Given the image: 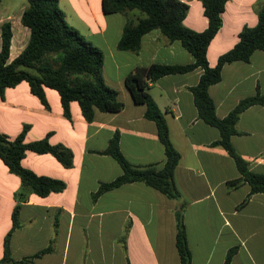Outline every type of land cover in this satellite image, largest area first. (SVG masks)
<instances>
[{
	"label": "crops",
	"instance_id": "0c3cea01",
	"mask_svg": "<svg viewBox=\"0 0 264 264\" xmlns=\"http://www.w3.org/2000/svg\"><path fill=\"white\" fill-rule=\"evenodd\" d=\"M184 1L188 2L184 24L204 29L207 17L201 1ZM256 1H226L221 26L207 46L210 65L238 40L244 24L257 22ZM26 2L0 1V31L6 20L12 31L7 61L24 48L30 36V28L21 22ZM58 2L67 21L102 50L104 81L117 90L123 105L115 111L95 107L93 119L87 121L77 100L70 101L71 118L64 116L60 95L53 87L44 86L48 106L30 91L25 79L5 88L0 97V131L14 137L28 124L25 141L48 135L51 143H63L73 151L72 165L65 166L50 152L25 150L24 166L37 174L61 178L66 185L46 195L29 192L21 202V225L9 240L13 258L50 244V250L36 256L34 264H179L174 210L184 201L192 264H223L232 246L236 249L229 264H264V193L248 195L246 181L227 185V180L240 173L224 148L211 144L219 130L197 115L189 86L198 81L200 68L165 74L147 88L164 112L171 140L180 152L174 169L180 198L168 197L141 181L123 183L93 198L101 181L121 172L113 156L99 152L116 130L120 149L132 164L161 167L165 160L155 121L144 115V103L133 100L125 85L126 74L139 65L185 64L194 58L179 40H169L158 28L142 34L137 50L118 48L126 19L136 20L143 14L138 9L105 12L101 0ZM257 90L264 93V50L259 48L247 61L225 63L221 79L208 87L220 117ZM235 126L238 132L231 135V142L236 151L251 170L264 172V103L246 107ZM19 186V176L0 158V257Z\"/></svg>",
	"mask_w": 264,
	"mask_h": 264
},
{
	"label": "trees",
	"instance_id": "16d2710c",
	"mask_svg": "<svg viewBox=\"0 0 264 264\" xmlns=\"http://www.w3.org/2000/svg\"><path fill=\"white\" fill-rule=\"evenodd\" d=\"M1 1V0H0ZM207 17V26L195 30L184 24L183 19L188 9L184 0H101L105 12H124L138 9L143 14L136 20L127 18L117 46L120 49L137 50L143 33L158 28L169 40L177 39L193 55V61L181 63L153 62L136 66L125 76V85L133 100L144 103V115L155 121L157 137L164 146L165 160L161 167L154 164L135 165L127 160L119 146V132L116 130L109 138L104 149L99 152L113 156L121 166V172L109 181H101L93 192V198L102 192L126 182L141 181L150 185L166 196L180 198L181 194L174 180V169L179 161L180 152L170 137L169 126L164 112L148 91L149 82L169 73L186 72L200 68L198 81L189 86L197 115L205 122L219 130V137L211 144H220L233 158L239 176L227 180L230 187L241 181L248 182L250 190L264 193V172L251 170L248 161L236 151L231 142V135L238 132L236 122L239 114L249 105L264 103V93L257 90L254 94L241 99L220 117L216 113L215 102L209 94L208 87L221 79V70L225 63L234 60H249L255 49L264 50V0H257L254 8L257 22L244 24L238 32V40L226 51L218 55L214 65L207 60V46L222 23L221 12L227 0H200ZM21 22L30 28V36L24 48L10 61H7L11 40V23L6 20L1 24L0 46V97H4L7 86H13L25 79L30 91L48 106L44 86L55 88L61 100L64 116L71 118L70 101L79 102L81 112L87 121L93 119L94 108L115 111L123 103L117 97V90L109 86L102 75L103 52L72 24L58 0H27L21 13ZM28 124L14 137L0 131V158L11 172L20 178V186L15 191L17 200L12 210V224L4 236L3 255L0 264L25 263L34 264V258L50 250L51 245L39 251L13 258L9 240L14 229L21 225L19 210L21 202L26 200L29 192L46 195L51 191L62 190L66 183L63 179L49 175L37 174L24 166L21 159L26 149L37 152L52 153L63 165L71 166L73 151L63 143H51L48 135L25 141ZM184 201L174 210L176 232L175 244L179 254V264H192L185 223L183 219ZM125 248V244H123ZM236 247H230L223 264H229Z\"/></svg>",
	"mask_w": 264,
	"mask_h": 264
}]
</instances>
